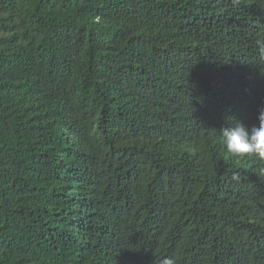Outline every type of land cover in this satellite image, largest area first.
I'll list each match as a JSON object with an SVG mask.
<instances>
[{
  "label": "trees",
  "instance_id": "trees-1",
  "mask_svg": "<svg viewBox=\"0 0 264 264\" xmlns=\"http://www.w3.org/2000/svg\"><path fill=\"white\" fill-rule=\"evenodd\" d=\"M256 15L0 0V264H264V160L218 131L264 109Z\"/></svg>",
  "mask_w": 264,
  "mask_h": 264
},
{
  "label": "clouds",
  "instance_id": "clouds-1",
  "mask_svg": "<svg viewBox=\"0 0 264 264\" xmlns=\"http://www.w3.org/2000/svg\"><path fill=\"white\" fill-rule=\"evenodd\" d=\"M256 16L258 17L255 21L257 28L251 45L254 59L264 57V18L260 15ZM252 79L255 83H259L258 77L253 75L249 80ZM244 111L236 112L237 115L232 114L235 117L231 119L229 125L218 130L221 143L236 157L255 155L260 160H264V109H261L259 115L254 118L253 123L259 121L258 126H250L248 122L240 118ZM258 174L264 176V168H260ZM161 264H175V261L171 257H166L162 259Z\"/></svg>",
  "mask_w": 264,
  "mask_h": 264
}]
</instances>
